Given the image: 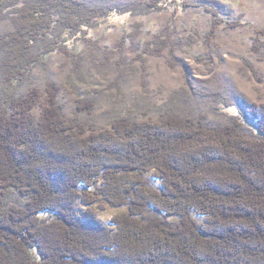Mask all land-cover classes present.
I'll return each mask as SVG.
<instances>
[{"label":"trees","instance_id":"obj_1","mask_svg":"<svg viewBox=\"0 0 264 264\" xmlns=\"http://www.w3.org/2000/svg\"><path fill=\"white\" fill-rule=\"evenodd\" d=\"M191 6L0 0V23L12 27L0 36V264H264V106L214 127L199 111L165 108L155 121L123 117L96 129L65 119L52 82L44 97L33 86L35 69L55 53L71 56L95 21ZM196 7L212 18L208 41L218 15ZM174 13L150 53L167 45ZM253 44L256 53L261 43ZM95 105L77 100L75 111L89 115ZM12 195L19 204H9ZM94 205L127 211L107 227Z\"/></svg>","mask_w":264,"mask_h":264},{"label":"rangeland","instance_id":"obj_2","mask_svg":"<svg viewBox=\"0 0 264 264\" xmlns=\"http://www.w3.org/2000/svg\"><path fill=\"white\" fill-rule=\"evenodd\" d=\"M82 1L87 6L110 7L133 0ZM188 1L192 6L187 9L169 7L144 17L95 21L89 41L77 42L71 56L55 53L46 66L35 69L33 86L44 97L46 82H52L65 119L96 129H109L112 120L123 117L155 121L165 108L199 111L212 127L226 124L228 115L248 118L249 111L264 106V35H257L264 27V0ZM197 4L210 6L219 18L208 41L205 36L212 18ZM173 13L167 45L159 55L150 53L156 46L153 36L166 28ZM233 22L239 26H226ZM11 30L9 21L0 23V36ZM256 38L261 45L255 53L251 47ZM27 89L21 88L18 94ZM82 99L95 102L91 114L75 111L76 101ZM40 111L37 105L31 116L38 119ZM242 135L251 138L247 129ZM146 177L159 184L152 172ZM9 204H19L15 195L9 197ZM76 206L79 212L85 210L79 198ZM93 207L107 227H112L114 216L127 211L125 207Z\"/></svg>","mask_w":264,"mask_h":264}]
</instances>
